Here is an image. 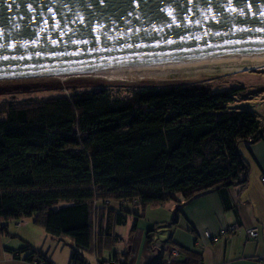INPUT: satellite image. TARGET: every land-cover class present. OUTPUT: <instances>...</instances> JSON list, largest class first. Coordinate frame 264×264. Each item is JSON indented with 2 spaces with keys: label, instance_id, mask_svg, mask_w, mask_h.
I'll return each mask as SVG.
<instances>
[{
  "label": "trees",
  "instance_id": "obj_1",
  "mask_svg": "<svg viewBox=\"0 0 264 264\" xmlns=\"http://www.w3.org/2000/svg\"><path fill=\"white\" fill-rule=\"evenodd\" d=\"M240 91L139 86L116 100L99 87L0 108V233L31 218L48 235L72 241L71 264H88L81 251L125 223L111 202L137 209L136 230L149 206L176 202L177 224L180 207L199 194L244 187L250 169L239 145L261 141L264 123L250 109L229 108ZM178 250L182 258L156 264H202L199 254ZM9 251L53 264L29 243ZM109 262L117 264H100Z\"/></svg>",
  "mask_w": 264,
  "mask_h": 264
},
{
  "label": "water",
  "instance_id": "obj_2",
  "mask_svg": "<svg viewBox=\"0 0 264 264\" xmlns=\"http://www.w3.org/2000/svg\"><path fill=\"white\" fill-rule=\"evenodd\" d=\"M264 56V0H0V80Z\"/></svg>",
  "mask_w": 264,
  "mask_h": 264
},
{
  "label": "crops",
  "instance_id": "obj_3",
  "mask_svg": "<svg viewBox=\"0 0 264 264\" xmlns=\"http://www.w3.org/2000/svg\"><path fill=\"white\" fill-rule=\"evenodd\" d=\"M239 150L250 169L249 180L244 187L237 185L225 190H213L199 194L180 207L177 224L173 221L177 203L172 201L173 204H171L169 201L162 204L163 209L169 206L167 210L170 211L172 217L167 218L172 219L169 221L153 219L150 222L153 229L148 230L139 228L140 218L137 229L133 230V227L129 229L131 224L128 226V221L132 215L136 218L137 212L126 208L129 203L115 202L116 206L113 208L126 216L124 224L114 225L112 228L113 237L117 235L120 239L115 240L113 237L102 236L98 240V246L96 241V246L91 251H81L86 262L100 264L101 260L113 259L117 264H156L160 258L162 261H167L171 250L178 248L199 254L202 257V264H264V184L262 182L264 177V138L256 143H241ZM147 214L148 210L143 217L146 218ZM106 219L105 216L102 227L108 224ZM234 224L240 226V231L219 242H211L204 238V233L207 231L218 233L221 229ZM123 225L127 227L124 232L121 231ZM159 227L168 228L167 245L169 248H162L157 254L151 255L148 252L150 244L148 234L150 233L153 239V235ZM253 228L260 231V236L257 239L249 236L248 230ZM8 231L7 235L0 233V264H36L26 261L24 255L17 257L9 251L18 250L25 243L46 253L53 264H71V255L67 252L68 249L64 248L68 246L72 250L74 244L71 240L68 239L70 242L67 243V239L55 238L46 233L44 243L36 244L23 235L25 237H22L23 243L20 244L12 236L10 228ZM137 240H139L137 249L140 251L143 248L141 258L140 252L135 251ZM61 254L67 259V263H63Z\"/></svg>",
  "mask_w": 264,
  "mask_h": 264
},
{
  "label": "rangeland",
  "instance_id": "obj_4",
  "mask_svg": "<svg viewBox=\"0 0 264 264\" xmlns=\"http://www.w3.org/2000/svg\"><path fill=\"white\" fill-rule=\"evenodd\" d=\"M173 84H193L205 86L212 91L242 88V91L236 95L234 103H231L229 108L250 109L258 117V119L264 122V68L252 69L242 72L196 71L191 73H179L164 78L150 77L145 79H109L105 77L92 78L73 75L66 78L45 77L19 80H0V108L10 104H29L32 102L44 101L50 98L72 96L77 91L95 89L99 87H108L113 99L124 100L125 98L130 97L134 90L139 86L167 87ZM1 117L4 116H0V118ZM212 143L215 144L216 142L211 141L207 144V151L210 155L215 153V149H211L210 147ZM170 203L173 204L172 201ZM110 206H116L115 202L109 204L107 207ZM126 208L133 212H137V209L130 204ZM167 209H169V206L165 207V209H163V205L149 206L147 208V217L140 218L139 228H144V230L153 229V226L150 224L153 219H158L156 221H169L172 219L167 218L170 216V211ZM134 218L135 217L132 215V218L128 221V226L131 224L129 229H132L134 225ZM25 220H27L29 223V225L25 227L18 226L17 221H12L9 223L12 236L18 240L16 242L22 244V237L27 236L36 244L40 242L44 243V238L46 237L45 230L33 224V220L31 218ZM126 228L127 227L123 225L121 231L124 232ZM168 237V228L159 227L153 235L152 246H148V252L151 255H154L155 253L157 254L162 248L168 249ZM68 242L70 241L67 239V243ZM138 244L139 240L136 242V252L139 251L137 249ZM64 248L68 249L66 250L70 253V255L72 254V250L68 246ZM139 252V256L141 258L143 254V248H141ZM61 256L63 257L62 254L60 257ZM61 260L63 263H67V259H65V257H63Z\"/></svg>",
  "mask_w": 264,
  "mask_h": 264
},
{
  "label": "bare ground",
  "instance_id": "obj_5",
  "mask_svg": "<svg viewBox=\"0 0 264 264\" xmlns=\"http://www.w3.org/2000/svg\"><path fill=\"white\" fill-rule=\"evenodd\" d=\"M264 68V56L205 60V61H178V62H148L128 66H121L111 69H104L92 72H84L76 76L92 78H164L179 73H191L196 71H236L242 72L252 69ZM73 75L60 74L54 77L66 78Z\"/></svg>",
  "mask_w": 264,
  "mask_h": 264
},
{
  "label": "built area",
  "instance_id": "obj_6",
  "mask_svg": "<svg viewBox=\"0 0 264 264\" xmlns=\"http://www.w3.org/2000/svg\"><path fill=\"white\" fill-rule=\"evenodd\" d=\"M262 182L264 184V177L262 178ZM18 226H26L28 225L27 220H20L17 222ZM240 231V226L238 224L230 225L227 226L226 228L221 229L218 233H212V232H205L204 233V238L211 241V242H219L221 239L228 237L230 235L236 234L237 232ZM249 236L251 238H259L260 236V231L257 228H253L248 230ZM180 256V251L176 248L172 249L169 257L167 259L168 262H171L173 259H176ZM108 264H116L115 262H109Z\"/></svg>",
  "mask_w": 264,
  "mask_h": 264
}]
</instances>
